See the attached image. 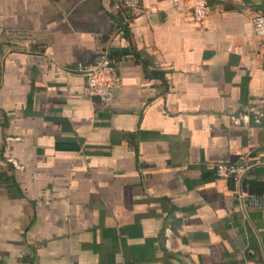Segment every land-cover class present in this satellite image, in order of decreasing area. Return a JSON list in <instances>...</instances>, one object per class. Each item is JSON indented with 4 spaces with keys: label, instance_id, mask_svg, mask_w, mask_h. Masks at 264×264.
<instances>
[{
    "label": "crops",
    "instance_id": "0c3cea01",
    "mask_svg": "<svg viewBox=\"0 0 264 264\" xmlns=\"http://www.w3.org/2000/svg\"><path fill=\"white\" fill-rule=\"evenodd\" d=\"M206 5L0 0V264H264V0Z\"/></svg>",
    "mask_w": 264,
    "mask_h": 264
},
{
    "label": "built area",
    "instance_id": "2783aa9c",
    "mask_svg": "<svg viewBox=\"0 0 264 264\" xmlns=\"http://www.w3.org/2000/svg\"><path fill=\"white\" fill-rule=\"evenodd\" d=\"M178 1V0H175ZM185 1L186 7L189 10L193 21L202 25L207 17L206 0H179ZM139 4V0H113L114 8L117 12L125 14L127 10H134ZM249 24L252 31L263 37L264 42V14L256 12L249 17ZM83 77L81 86V94L85 98H96L100 105H107L111 102L113 89L119 84V62L114 57L110 56L107 51H102L97 60L91 64L83 66L80 69ZM251 106L249 110L254 114L255 120L261 116L259 107ZM235 119H233L234 121ZM245 167L232 163H217L214 166V175L220 179H231L234 182H239ZM243 195L238 192V198Z\"/></svg>",
    "mask_w": 264,
    "mask_h": 264
}]
</instances>
